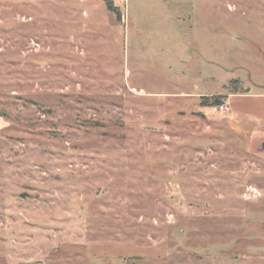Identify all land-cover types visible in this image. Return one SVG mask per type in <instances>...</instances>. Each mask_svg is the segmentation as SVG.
I'll list each match as a JSON object with an SVG mask.
<instances>
[{"label":"rangeland","instance_id":"rangeland-1","mask_svg":"<svg viewBox=\"0 0 264 264\" xmlns=\"http://www.w3.org/2000/svg\"><path fill=\"white\" fill-rule=\"evenodd\" d=\"M113 3L0 0V264H264V0Z\"/></svg>","mask_w":264,"mask_h":264},{"label":"crops","instance_id":"crops-1","mask_svg":"<svg viewBox=\"0 0 264 264\" xmlns=\"http://www.w3.org/2000/svg\"><path fill=\"white\" fill-rule=\"evenodd\" d=\"M257 99L259 100L254 101L253 98L247 94L237 95L235 99L232 101V103L229 102V108L230 110L233 109L234 107L238 108V110L240 111L239 113L245 114V116H247L250 119H253L255 123H257V127L255 130H259L260 134H256L255 137H258V139H261L260 143L263 144L262 140H264V134L262 130H264V121H263L264 119L263 120L260 119L259 121L258 118L254 117V114L252 113V111L243 110L245 106H248L249 104H252L253 102L264 103V97H259Z\"/></svg>","mask_w":264,"mask_h":264},{"label":"trees","instance_id":"trees-1","mask_svg":"<svg viewBox=\"0 0 264 264\" xmlns=\"http://www.w3.org/2000/svg\"><path fill=\"white\" fill-rule=\"evenodd\" d=\"M102 1L104 2L106 8L109 11L113 12L118 19H120V17H121L120 10L113 3V0H102ZM206 98H207L206 96H203L202 100H201V105L206 106V107H208V106H218V105H222V103H223L222 96H212V98H211L212 101L211 102L207 101Z\"/></svg>","mask_w":264,"mask_h":264},{"label":"built area","instance_id":"built-area-1","mask_svg":"<svg viewBox=\"0 0 264 264\" xmlns=\"http://www.w3.org/2000/svg\"><path fill=\"white\" fill-rule=\"evenodd\" d=\"M223 108H224V106H223V105H221V106H220V109H223Z\"/></svg>","mask_w":264,"mask_h":264}]
</instances>
